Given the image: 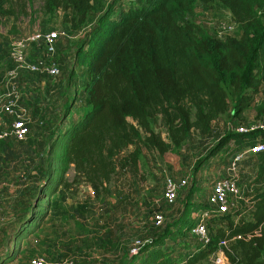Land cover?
<instances>
[{
	"label": "rangeland",
	"instance_id": "1",
	"mask_svg": "<svg viewBox=\"0 0 264 264\" xmlns=\"http://www.w3.org/2000/svg\"><path fill=\"white\" fill-rule=\"evenodd\" d=\"M131 1L142 3L144 0H92L84 30L77 33H71L63 23L62 11L53 16L42 15L40 0H35L36 12L32 18L21 17L15 22L6 17L0 22V134H8L0 139V264H28L32 257L62 264H123L128 254L141 258L147 253L144 248L150 239L180 219L185 198L192 203L208 204L212 184L229 174L227 168L232 155L242 152L241 148L245 150L260 137L257 134L237 136L209 156L226 134L228 128L224 127L236 122L230 112L213 122L209 134L192 131L176 149L169 144L167 130L157 120L152 123L153 128L169 144L166 153L147 150L137 141L117 156V170L105 189L86 182H72V169L65 176L72 182L69 188L54 184L57 173L48 154L52 141L50 131L57 124L66 125L86 108L85 71L74 63V51L100 16L107 11L118 13L116 7H127ZM189 20L218 39L240 34L230 12L218 2L197 3ZM48 32L57 34L52 53L42 44L28 42L31 35ZM19 45L21 61L14 53ZM52 68L56 71H51ZM9 80L17 95L15 114L1 111ZM68 80L71 85L65 95ZM74 92L69 114L63 116L66 100ZM231 105L232 100L230 108ZM251 110L252 106L246 109L247 115L236 124L247 127L262 124L264 116L255 118ZM18 117L28 128L21 141L10 135V124ZM62 118L64 122H60ZM135 147L140 149L137 168L123 162ZM256 157L245 154L236 171L230 173L239 189L235 208L244 216L264 184V178L256 179ZM168 180L179 185L172 203L163 197ZM194 212L191 210L188 214L191 220ZM156 213L162 215L159 224L153 219ZM233 218L239 220L240 216ZM212 224L207 223L209 235L211 227L216 226ZM183 234L165 239L164 248L172 250L170 264L186 263L195 249L205 244L187 229ZM193 264L231 263L218 245L213 253ZM256 264H264V254Z\"/></svg>",
	"mask_w": 264,
	"mask_h": 264
},
{
	"label": "trees",
	"instance_id": "2",
	"mask_svg": "<svg viewBox=\"0 0 264 264\" xmlns=\"http://www.w3.org/2000/svg\"><path fill=\"white\" fill-rule=\"evenodd\" d=\"M40 1L42 15L64 13L63 23L71 33L84 30L92 11V0ZM215 2L230 12L239 36L218 39L189 20L197 3ZM34 3L0 0V22L6 17L15 22L32 18ZM116 8L118 13L107 11L100 16L74 51V63L85 71L84 113L50 131L48 154L57 173L54 184L65 188L72 182H86L105 189L117 170V156L137 141L147 150L164 154L169 144L181 147L192 131L209 134L213 122L226 113L239 122L252 106L255 118L264 116V0H144ZM70 85L68 80L65 95ZM75 95L66 100L63 116L69 114ZM157 120L167 130L169 144L154 130L152 123ZM236 122L224 127L226 134L209 156L237 135L264 136L263 123L243 134L235 130L241 125ZM139 155L135 147L123 162L137 168ZM254 155L256 179L262 180L264 149ZM70 169L72 182L65 177ZM199 209L210 210L213 215L207 223L216 226L212 224L208 241L184 264L205 258L221 241L231 264H256L264 254V184L246 216L239 208L217 215L208 204L185 198L180 219L150 239L145 256L128 254L123 264H170L172 250L164 248L165 239L190 231L195 220L188 214Z\"/></svg>",
	"mask_w": 264,
	"mask_h": 264
},
{
	"label": "built area",
	"instance_id": "3",
	"mask_svg": "<svg viewBox=\"0 0 264 264\" xmlns=\"http://www.w3.org/2000/svg\"><path fill=\"white\" fill-rule=\"evenodd\" d=\"M57 39L56 33H35L31 35L28 39L29 43H35V44H42L47 48V51L49 53H52L54 51L55 47V41ZM16 59L18 61L22 60V54L20 51V45L17 46V48L14 51ZM51 71H56L54 68L51 69ZM14 77V74H12ZM7 92L6 93V100L3 104L1 111H3L6 114H15V106L17 101V95L14 93V88L12 85H10V80L7 82ZM11 88V90L9 89ZM5 95V93H4ZM18 116V115H17ZM10 135L15 138L16 140H23L25 139L28 128L21 118L14 119L10 124ZM234 128V127H233ZM254 127H247L243 125H239L235 127V130L239 133L247 132L248 130H252ZM8 136V134H0V139L3 137ZM264 149V142L261 140L259 142H256L249 146V148L246 151L237 152L232 155L227 171L229 174L223 178H220L216 180L211 187V195L209 197L208 205L213 208L214 212L217 215L224 214L233 208H235V203L237 202V197L239 195V189L236 183V179L231 175L230 173H233L236 171L239 163L244 158V155L247 153L250 154H256ZM185 181L183 180L180 184H183ZM179 188V185H176L175 182L172 180H168L163 192L164 199L172 203L174 199L176 198L177 190ZM213 213H211L210 210H203L199 209L196 212L193 213V219L195 220L194 225L190 229V233L193 236L198 237L203 242H207L209 239V233L207 230V219L211 217ZM154 222L156 224H159L162 219V215L160 213H156L153 217ZM225 245L224 241H221L219 243V246ZM28 264H62L60 262H54L52 260H47L44 257H32L29 260Z\"/></svg>",
	"mask_w": 264,
	"mask_h": 264
},
{
	"label": "crops",
	"instance_id": "4",
	"mask_svg": "<svg viewBox=\"0 0 264 264\" xmlns=\"http://www.w3.org/2000/svg\"><path fill=\"white\" fill-rule=\"evenodd\" d=\"M263 98H264V96H261V99H263ZM251 111H252L251 113H252L253 116H254V115H255L254 111H253V110H251ZM243 114H244V116L247 115L245 111H244ZM218 120H219V119H218ZM247 121H248V118H247ZM214 122H215V121H214ZM261 122L264 124V119H263ZM259 135H260V134H259ZM256 136H258V135H256ZM263 137H264L263 135H260L259 139L262 140L261 138H263ZM259 139L256 140V142H259V141H260ZM256 142H255V143H256ZM253 144H254V143H253ZM243 146H245V145H243ZM248 148H249V147H248ZM248 148H246L245 150H244V148H241V150L246 151Z\"/></svg>",
	"mask_w": 264,
	"mask_h": 264
},
{
	"label": "water",
	"instance_id": "5",
	"mask_svg": "<svg viewBox=\"0 0 264 264\" xmlns=\"http://www.w3.org/2000/svg\"><path fill=\"white\" fill-rule=\"evenodd\" d=\"M237 136H249V135H237Z\"/></svg>",
	"mask_w": 264,
	"mask_h": 264
}]
</instances>
